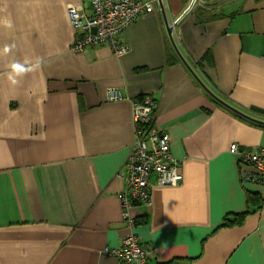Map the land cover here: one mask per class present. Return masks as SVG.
<instances>
[{
    "label": "crops",
    "instance_id": "obj_1",
    "mask_svg": "<svg viewBox=\"0 0 264 264\" xmlns=\"http://www.w3.org/2000/svg\"><path fill=\"white\" fill-rule=\"evenodd\" d=\"M206 2L201 20L191 0L157 4L123 30L118 56L72 49L68 9L91 15L90 0H0V264H121L104 250L130 230L119 172L133 100L146 96L183 174L166 186L152 176V203L133 207L149 264H264V173L244 181L229 151L264 146V0Z\"/></svg>",
    "mask_w": 264,
    "mask_h": 264
},
{
    "label": "built area",
    "instance_id": "obj_2",
    "mask_svg": "<svg viewBox=\"0 0 264 264\" xmlns=\"http://www.w3.org/2000/svg\"><path fill=\"white\" fill-rule=\"evenodd\" d=\"M166 0H90L92 14L87 15L76 7L68 9L69 17L78 30L72 47L75 51H84L88 46L108 44L121 56L128 51V45L121 39V33L142 14L153 12L157 4ZM205 0H191L188 11ZM110 100H122L125 97L117 89H109ZM158 103L152 97L133 100V120L135 123V143L125 161L124 170L119 176L125 181V188L119 192L122 204L123 220L130 228L118 247H106L108 255L119 259L121 264H149L153 250L134 232L139 218L133 213V207L140 203L149 206L152 203V184L150 178L156 176L159 185H178L183 180L179 162L171 151V136L156 123L155 111ZM229 151L237 155V161L243 168L244 181L260 182L264 173V146L253 150H243L237 143ZM247 167V168H246ZM252 170H249V168Z\"/></svg>",
    "mask_w": 264,
    "mask_h": 264
},
{
    "label": "trees",
    "instance_id": "obj_3",
    "mask_svg": "<svg viewBox=\"0 0 264 264\" xmlns=\"http://www.w3.org/2000/svg\"><path fill=\"white\" fill-rule=\"evenodd\" d=\"M208 4V3H207ZM205 6L207 7V5L205 4ZM194 8H196L194 10V12L197 14V17L199 18V20L201 19H204L205 17L206 18H209V15H208V10H204L202 8V6H194ZM204 10V11H203ZM262 198L260 197V195L258 194H254V193H248V203L251 205V204H258V207L261 206V203H262ZM247 203V204H248ZM248 204V205H249ZM251 210H247L243 213H240L239 215H233L231 217H226L225 219V222H224V226H232L233 224H241L244 220V218L250 214Z\"/></svg>",
    "mask_w": 264,
    "mask_h": 264
},
{
    "label": "water",
    "instance_id": "obj_4",
    "mask_svg": "<svg viewBox=\"0 0 264 264\" xmlns=\"http://www.w3.org/2000/svg\"><path fill=\"white\" fill-rule=\"evenodd\" d=\"M161 6L163 7V4H161ZM163 9H164V8H163ZM167 26H168V31H169L170 36L173 37V36H172V31H173L172 26L169 25V24H168ZM172 39H173V38H172ZM173 41H174V40H173ZM173 44H174V47H175V49L177 50L179 56L183 59L184 63H185V64H186V65H187V66L193 71L191 65H190V64L187 62V60L184 58V56L182 55L181 51H180L179 48L177 47L176 43L174 42ZM201 83H202V82H201ZM202 85L207 89V91H208L210 94H212V95H213L217 100H219L221 103H223V104L226 105L227 107L231 108L232 110L236 111L237 113H241V114L244 115V116H248V115H246L245 113H242L239 109H237V108L233 107L232 105H230L229 103H227L225 100H223V99H221L220 97L216 96L213 92H211V91L209 90V88H207V87L205 86L204 83H202ZM248 117H249V116H248Z\"/></svg>",
    "mask_w": 264,
    "mask_h": 264
},
{
    "label": "rangeland",
    "instance_id": "obj_5",
    "mask_svg": "<svg viewBox=\"0 0 264 264\" xmlns=\"http://www.w3.org/2000/svg\"><path fill=\"white\" fill-rule=\"evenodd\" d=\"M206 3H210V0H209V2H206Z\"/></svg>",
    "mask_w": 264,
    "mask_h": 264
},
{
    "label": "flooded vegetation",
    "instance_id": "obj_6",
    "mask_svg": "<svg viewBox=\"0 0 264 264\" xmlns=\"http://www.w3.org/2000/svg\"><path fill=\"white\" fill-rule=\"evenodd\" d=\"M161 5V4H160ZM163 6H164V4H163Z\"/></svg>",
    "mask_w": 264,
    "mask_h": 264
}]
</instances>
